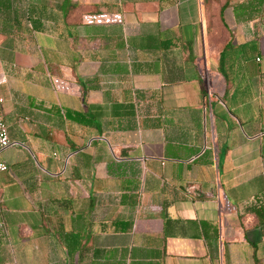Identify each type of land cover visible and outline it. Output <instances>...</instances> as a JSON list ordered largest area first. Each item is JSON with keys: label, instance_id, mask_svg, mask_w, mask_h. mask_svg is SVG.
<instances>
[{"label": "crops", "instance_id": "1", "mask_svg": "<svg viewBox=\"0 0 264 264\" xmlns=\"http://www.w3.org/2000/svg\"><path fill=\"white\" fill-rule=\"evenodd\" d=\"M0 264H264V0H0Z\"/></svg>", "mask_w": 264, "mask_h": 264}, {"label": "built area", "instance_id": "2", "mask_svg": "<svg viewBox=\"0 0 264 264\" xmlns=\"http://www.w3.org/2000/svg\"><path fill=\"white\" fill-rule=\"evenodd\" d=\"M2 82L3 80L0 83ZM4 103H5V99L0 96V174L5 173L9 170V167L1 159V153L11 145L8 127L1 114V109Z\"/></svg>", "mask_w": 264, "mask_h": 264}]
</instances>
